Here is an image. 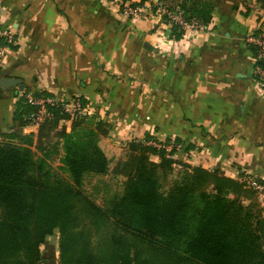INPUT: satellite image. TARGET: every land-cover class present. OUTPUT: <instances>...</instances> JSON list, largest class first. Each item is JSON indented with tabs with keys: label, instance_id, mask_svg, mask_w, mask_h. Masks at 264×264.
Returning a JSON list of instances; mask_svg holds the SVG:
<instances>
[{
	"label": "crops",
	"instance_id": "0c3cea01",
	"mask_svg": "<svg viewBox=\"0 0 264 264\" xmlns=\"http://www.w3.org/2000/svg\"><path fill=\"white\" fill-rule=\"evenodd\" d=\"M215 1L212 22L186 38L156 14L127 19L98 0H0V39L15 36L14 49L0 45L2 66L29 91L80 97L113 124L99 142L109 160L118 143L175 137L197 167L264 181V91L247 44L264 5ZM18 90L0 89L2 132L12 128Z\"/></svg>",
	"mask_w": 264,
	"mask_h": 264
},
{
	"label": "trees",
	"instance_id": "16d2710c",
	"mask_svg": "<svg viewBox=\"0 0 264 264\" xmlns=\"http://www.w3.org/2000/svg\"><path fill=\"white\" fill-rule=\"evenodd\" d=\"M178 5L187 17L209 25L217 2ZM35 112L25 95L18 96L13 128L0 130V264H43L42 247L56 232L59 264H264V211L246 183L218 168L194 167L163 193L174 161L136 141L112 170L126 179L124 193L103 210L81 186L85 175L110 171L99 145L109 134L106 123L93 128L72 120L70 128L60 126L70 116L48 107L52 118L27 135Z\"/></svg>",
	"mask_w": 264,
	"mask_h": 264
},
{
	"label": "built area",
	"instance_id": "2783aa9c",
	"mask_svg": "<svg viewBox=\"0 0 264 264\" xmlns=\"http://www.w3.org/2000/svg\"><path fill=\"white\" fill-rule=\"evenodd\" d=\"M104 6L109 7L110 10L117 15L123 16L127 19H136L146 21L151 15H158L161 18H165L167 23L172 26H177L183 36L186 38L195 36L199 31L203 30L205 24L201 23L196 18H187L184 12L178 8H170L162 3H156L154 5L150 3L136 4L132 1L123 0H99ZM1 24V23H0ZM1 29V25H0ZM1 37L6 40L7 45L5 48H9L11 44L15 43L14 33L6 30L2 31ZM247 44L252 47L254 52L253 62L255 65V77L256 82L261 90L264 91V9L258 10V23L255 33L247 38ZM28 102L36 108V112L32 121L33 123L28 126H37L45 121L51 119L52 115L48 112V107H56L62 110L70 116L69 121H63L62 124L66 125L72 120H78L81 118H87L92 116V108L84 103L80 97H73L66 101L55 97H38L35 92L29 91L25 94ZM27 127V126H26ZM169 143L149 141L144 143L146 146H151L157 150L165 151L166 157L172 159V153L175 149L176 143L169 139ZM241 175V174H240ZM241 180V179H240ZM246 185L253 190H262L257 181L248 175L242 180Z\"/></svg>",
	"mask_w": 264,
	"mask_h": 264
},
{
	"label": "rangeland",
	"instance_id": "374dc122",
	"mask_svg": "<svg viewBox=\"0 0 264 264\" xmlns=\"http://www.w3.org/2000/svg\"><path fill=\"white\" fill-rule=\"evenodd\" d=\"M180 2H182V0H166L164 5H167L168 7H175L176 8L177 5L180 4ZM100 3L102 4V2H100ZM187 18H189V17H187ZM162 19L164 20L165 18L162 17ZM165 21H166V19H165ZM249 47L252 50V47L251 46H249ZM253 54H254V52H253ZM6 55H7L6 51L0 49V78L8 76V73H9L8 70H5L2 66V65H5L4 57ZM255 65L256 64L254 63V76H255ZM255 79H256V77H255ZM9 89H14V88H8L5 90L8 91ZM10 91H13V90H10ZM28 92H29V89L25 88V91H23L19 96H24ZM65 94H66V92H61V95H58L56 97L58 99H62L64 101L73 98V97H71V98L67 97ZM53 97H55V95H53ZM15 110H16V106H15ZM78 121H82L84 123L83 125H86V127H93L94 128V124L96 122H98L99 120L96 118V116L93 113L92 116L87 117V118L85 117V118L78 119ZM33 122L34 121H31L30 124ZM11 126L13 128V123ZM60 126H67L68 128H70L71 122L66 124V125L61 123ZM104 130L109 133L108 134V136H109L111 134V132L113 131V124H107L106 123ZM9 131L6 130L5 132L8 133ZM25 134L28 135L30 133H25ZM101 138H103V137H101ZM101 138H100V140H101ZM173 138H175V137H173ZM173 138L171 140L176 143L175 149L172 153V156H173L172 160L174 161L173 171L170 172L169 176L163 182V189H162L163 193L168 192L172 188V186L175 184V182L180 180L186 172L189 173V171H191L192 168L197 167V166H195L196 163H194V162L189 163V153H188V155H186V153H185L187 151H185V152L182 151V156L179 155L181 146H180V144H178L177 139L176 138L173 139ZM3 141H5V139L0 138V142H3ZM136 141L143 142V144H144V143L149 142V141H155V142H164L165 141L164 143H169L170 140L165 139V140L159 141L156 139H152V140L144 139V140L140 141L137 139H131V141H129V142L127 141L126 143L124 142V143H122V145L120 143H118V145L120 146V150L116 151L115 156L113 158H111L110 160L108 159L109 160V169H110L109 173H107L105 175H95V174L85 175L83 185L81 186V192L85 193V195H87L92 200H94L96 205H98L103 210L107 211L110 207V203L114 199H116L117 197L121 196L124 193L125 185H126V179L112 174V170L114 169V167L116 166V164L119 161L126 160L127 155H128L129 144L131 142H136ZM16 142L17 143H23L20 140H18ZM116 144L117 143L115 142L114 145H116ZM118 145H116V146H118ZM152 160L156 163H158L160 161L159 157L157 158L155 156L152 157ZM53 165L56 169L59 167L60 163L57 161ZM243 170H240L239 175H238L236 180L242 182V180L244 178H246L248 175H250L251 178H253L255 181H257L259 183L262 190H254V191H255V194L257 195V200L260 203V206L262 207V209L264 211V183H262L261 179L259 177H257L255 174H251L249 172H244ZM65 177H68V176L65 175ZM58 234L59 233L56 232L55 236L50 237L47 240L46 244L43 245V247H42L43 259H44L43 264H59V249H58L59 235Z\"/></svg>",
	"mask_w": 264,
	"mask_h": 264
},
{
	"label": "water",
	"instance_id": "95a60500",
	"mask_svg": "<svg viewBox=\"0 0 264 264\" xmlns=\"http://www.w3.org/2000/svg\"><path fill=\"white\" fill-rule=\"evenodd\" d=\"M18 88L17 95L25 91V84L22 79L14 77H1L0 78V89Z\"/></svg>",
	"mask_w": 264,
	"mask_h": 264
}]
</instances>
